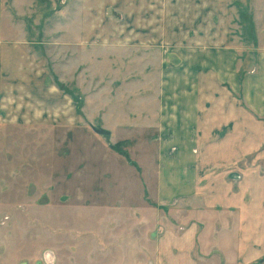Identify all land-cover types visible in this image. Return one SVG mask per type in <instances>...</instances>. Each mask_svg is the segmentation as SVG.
Listing matches in <instances>:
<instances>
[{"label": "crops", "instance_id": "crops-1", "mask_svg": "<svg viewBox=\"0 0 264 264\" xmlns=\"http://www.w3.org/2000/svg\"><path fill=\"white\" fill-rule=\"evenodd\" d=\"M11 1L14 13H19L25 12L32 0ZM184 1L187 6L179 12L185 16L191 12L192 0ZM60 9L55 13V23L34 22L30 15L15 22L11 13L4 17L0 12V108L13 107L14 98L21 97L16 103L19 109L31 111L32 116L43 122L47 121L44 117L50 119L47 114L50 109L57 113L53 122L61 124L63 119L65 122L72 119L57 87L48 85L44 74H37V65L25 54L29 32L55 33L51 38L59 45L57 48L63 39L70 37L64 32H70L71 41H78L83 31L95 40L94 27L81 23L79 14L70 8ZM200 10L203 13L199 12L194 20L188 18V23L179 26L182 37L175 34V24L169 27L173 34L168 37L172 48L168 55L164 50V58L173 68L150 73L137 71L141 83L136 84L134 109L140 120L129 116L116 122L104 120V130L109 132L104 137L113 144L124 140L121 132L135 121L142 122L144 134L148 132L146 129H153V150L147 154L154 162L145 167L138 158L141 173L138 179L137 172L124 158L112 149H105L104 157L94 158L97 164L94 167L98 172L104 171L103 182H97L96 177L88 183L90 193L103 190V196L84 197L80 194L81 187L72 186L66 200L58 198L54 203L35 208L25 205L20 212V226L15 223L13 227L32 232L15 234L16 247L21 250L17 253L21 255L19 260L32 264V259L35 262L42 254L46 264H264V48L243 46L241 40L247 38L240 36L242 21L233 10L225 11L220 25L230 27L223 31L224 38L220 41L232 39L233 63L225 68L228 63L216 58L209 60L206 41L201 36L197 39V34L201 35L207 27L204 13H208V8ZM159 12L152 11L154 25L136 31L137 67L145 62L160 67L158 48L151 57L148 52L144 54L145 49L158 47L159 39L150 35L158 31L155 23ZM172 12L175 14V9ZM92 14L87 12L84 16ZM211 31L222 35L219 29ZM255 31L261 41L264 36L259 33L264 32V23H257ZM5 33H16L15 38L2 39L6 38ZM177 38L183 40L178 45ZM217 61L221 62L220 67ZM97 94L101 93L90 92L94 103ZM119 96L110 103L104 98L103 117L112 116L117 110L121 115L128 111L129 94ZM33 104L38 106L32 107ZM149 118L151 126L144 129ZM143 138L144 151L147 141ZM74 172L69 178L72 183L79 176L74 179ZM76 200L80 205L90 203L86 224L94 233L69 244L76 249L74 253L66 249L63 240L44 241L37 223L44 217L42 209ZM99 218L104 224H99ZM53 221L47 215L46 223ZM34 240L39 241L37 246L32 244Z\"/></svg>", "mask_w": 264, "mask_h": 264}, {"label": "rangeland", "instance_id": "rangeland-1", "mask_svg": "<svg viewBox=\"0 0 264 264\" xmlns=\"http://www.w3.org/2000/svg\"><path fill=\"white\" fill-rule=\"evenodd\" d=\"M10 2L12 1L0 0V12L4 17H8L11 13L15 17V22H21L30 15L34 22L45 20L44 23H55V13L60 8H70L73 13L79 14L81 23L94 27L93 38H95V40L89 39L87 31H83L80 32L79 40L75 39L72 42L70 32H64L70 37L63 39V43L57 48L59 45L51 38L55 33L45 31L27 33L30 41L25 44V54L30 57L31 63L37 65V74H44L45 82L57 87L58 95H61L65 102L64 107L70 108L68 109L72 117L71 120L68 119L70 121L65 122L63 119L61 124L53 122L52 118L57 117L53 109L47 111L50 119L43 116L47 120L45 122L35 115L32 116L31 111L22 112L24 110L16 105L21 97L14 98L11 104L13 107L3 108L1 105L0 108V264H25L22 259L19 260L21 255H17L21 250L16 247L15 234H30L32 231L27 229L23 232L13 225L19 223L20 226V212H23L27 205L35 208L39 204L54 203L58 198L66 200L72 186L81 187L80 194L84 197L103 196V190L90 193L88 183L90 184L96 177L97 182H103L101 178L104 171L98 172L94 167L97 165L94 163V158L99 155L104 157L105 149H112L114 153L124 158L137 172L135 175L138 179L141 175L140 166L137 164L138 158H141L145 167H150L154 162V159L147 154V151L153 150L151 139L155 134L153 129H146L151 126V119H147L145 123L144 129L148 132L142 133V122L138 124L136 122L140 117L137 118L135 113L134 93L136 84L141 83L137 79V71L150 73L173 68L167 58H164V50L168 55V50L172 48L170 45L172 40L168 41V37L173 36L169 27L175 24V34L177 37H182L181 32L178 31L179 26L183 25V22L188 23L189 19L194 20L197 14L202 12L200 9L203 10L206 6L208 13H204V23L207 27L202 30L201 35L197 34V39L201 36L202 40L206 41L205 52L210 57L209 60L216 58L224 61L228 63L225 64V68H228L233 59V50H231L233 42L230 37L229 41L228 39L226 42L220 41L224 38L223 31L230 27L225 24L220 25V19L224 18L222 14H226V7L230 8L227 12L233 10L242 21L244 26L240 36L243 39L247 38L241 40L243 46L263 49L264 38L261 41L257 39L255 27L257 23H264V0H192L191 12L185 16L179 12L180 8L187 6V1L184 0H32L31 6H26L25 17H23L24 11L14 13ZM153 9L160 11L155 23L158 31L149 33H151L150 37L155 35L156 39H159L156 42L159 44L158 47L145 49L144 54L148 52V57H151L152 51L158 48L156 50L161 54L160 67L152 66L151 62L139 64L137 67L136 31L141 30L142 26L145 31L147 26L154 25L152 21L154 15L151 16ZM174 9L175 14H171ZM87 12L93 13L92 16H84ZM29 27L31 28L30 24ZM211 28L219 29L222 35L211 31ZM230 31L229 36H231ZM5 34L6 38L2 39H13L16 33ZM259 35L264 36V32ZM178 41L183 40L177 38V45ZM72 43L78 45L72 47ZM225 43L229 44L226 45L228 48ZM196 46L199 49L200 43ZM214 62L216 64V60ZM217 65L220 67L221 62L217 61ZM92 90L101 93L95 97L97 99L95 103L90 97ZM119 93L129 94L128 97L126 96L129 101L128 111L121 115L117 110L114 115L103 117L104 98H107L108 102L113 98L119 99ZM33 105L35 106L32 107L38 106ZM61 112L58 110V114ZM128 116L136 121L130 124L129 128H125V132H121L124 140L117 141L116 144L110 142L108 137L93 131V129H105L103 126L106 119L109 122H116L121 117L127 119ZM59 118L60 116L57 120ZM12 121L16 122L11 123ZM141 136L147 141L143 145L144 151ZM140 154H143V157H139ZM73 171H75L72 176L74 179L77 174L79 175L76 183L69 181ZM92 184L94 185V182ZM61 194L64 196H60ZM77 202L76 200L72 204L42 209L44 217L37 225L40 237L44 241L48 238H52L50 243H55L58 239L63 240L66 249L75 253L76 249H71L68 245L82 237H91L94 229H89L86 224L90 203L82 205L78 203V205ZM11 205L14 207L11 208ZM103 214L104 211L101 215ZM47 215L54 219L53 223H46ZM99 224H104V222L100 223V218ZM32 244L37 246L39 241L34 240ZM81 248L84 252L85 248ZM35 263L46 264L42 254L35 262L32 259V264Z\"/></svg>", "mask_w": 264, "mask_h": 264}, {"label": "water", "instance_id": "water-1", "mask_svg": "<svg viewBox=\"0 0 264 264\" xmlns=\"http://www.w3.org/2000/svg\"><path fill=\"white\" fill-rule=\"evenodd\" d=\"M93 131L99 135H103V136L109 135V132L107 130H104V129H93Z\"/></svg>", "mask_w": 264, "mask_h": 264}]
</instances>
